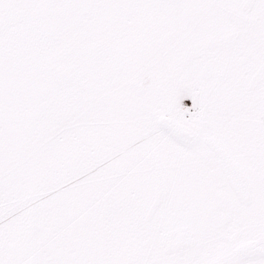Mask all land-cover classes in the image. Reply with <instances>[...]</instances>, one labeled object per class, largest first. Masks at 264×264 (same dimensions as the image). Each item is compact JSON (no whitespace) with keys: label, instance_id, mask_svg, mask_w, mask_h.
<instances>
[{"label":"snow or ice","instance_id":"6c2138e0","mask_svg":"<svg viewBox=\"0 0 264 264\" xmlns=\"http://www.w3.org/2000/svg\"><path fill=\"white\" fill-rule=\"evenodd\" d=\"M0 264H264V0H0Z\"/></svg>","mask_w":264,"mask_h":264}]
</instances>
